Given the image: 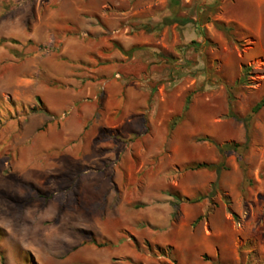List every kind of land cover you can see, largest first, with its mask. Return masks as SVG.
I'll return each instance as SVG.
<instances>
[{"label": "rangeland", "instance_id": "1", "mask_svg": "<svg viewBox=\"0 0 264 264\" xmlns=\"http://www.w3.org/2000/svg\"><path fill=\"white\" fill-rule=\"evenodd\" d=\"M105 79L47 163V91ZM263 96L264 0H0V264H264Z\"/></svg>", "mask_w": 264, "mask_h": 264}, {"label": "crops", "instance_id": "2", "mask_svg": "<svg viewBox=\"0 0 264 264\" xmlns=\"http://www.w3.org/2000/svg\"><path fill=\"white\" fill-rule=\"evenodd\" d=\"M109 81L110 79H105L86 84L80 80L79 83H75L79 90L74 91L73 94L67 89L52 88V91H47L50 93L44 96L47 113L49 112L51 115L66 113V116L64 114L63 121L60 125L53 121L45 123V132L38 135L34 142H32L33 149H50L52 151L46 156L47 158L49 154H51V159H46L47 163H57L58 153H56V151L60 152L65 150L69 143L80 137L84 132V129H86L91 122L95 110L97 108L100 109L103 102L108 106L115 103L117 96L114 93H110L109 89L115 86H120V84L117 81H110V83ZM105 88L108 90V93L103 97L102 89ZM83 90H85V93L81 92ZM64 94H67V96ZM40 113L44 114L45 112L38 111V114ZM101 114L103 113L101 112ZM116 117L115 121L117 120ZM45 120L47 121V119ZM118 125L119 124L117 123L114 124V128H117Z\"/></svg>", "mask_w": 264, "mask_h": 264}, {"label": "trees", "instance_id": "3", "mask_svg": "<svg viewBox=\"0 0 264 264\" xmlns=\"http://www.w3.org/2000/svg\"><path fill=\"white\" fill-rule=\"evenodd\" d=\"M191 21V19L187 18V17H164L162 19V24H165V25H170V24H173V23H177V24H185L187 22ZM189 99H190V96L188 95L186 97V100H185V105L183 107V111L180 115H177L174 120L172 121L171 123V128L175 125V123H177L187 112L188 110V104H189ZM232 99L233 97L232 96H229V106L230 108L233 107V102H232ZM264 106V96L259 99L252 107H251V113H256L257 111H259L262 107ZM41 108V107H40ZM33 111L37 110V108L33 107L32 108ZM245 126L248 124L249 120H250V115H247L245 117L242 118ZM247 136V134H246ZM208 140V139H207ZM211 142H214L212 140H209ZM248 141V139H247ZM246 143V142H245ZM215 144V147L218 151L219 154L223 153L224 151L226 150H233V151H236L237 148L239 147V145H228V144H225V145H219L218 143H214ZM220 160H217L215 161V163H208V162H199V163H195L194 165V168H199V167H206V168H210V169H215L217 173H219L222 169H225L226 166L224 164V161H223V157H220L219 158ZM92 243L98 245V246H104V245H111L112 243L108 240H104L102 242H97L95 241L94 239L91 240ZM216 264H225V263H221V262H216Z\"/></svg>", "mask_w": 264, "mask_h": 264}]
</instances>
